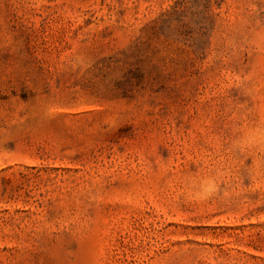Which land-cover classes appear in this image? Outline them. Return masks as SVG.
<instances>
[{
    "label": "rangeland",
    "instance_id": "obj_1",
    "mask_svg": "<svg viewBox=\"0 0 264 264\" xmlns=\"http://www.w3.org/2000/svg\"><path fill=\"white\" fill-rule=\"evenodd\" d=\"M0 264H264V0H0Z\"/></svg>",
    "mask_w": 264,
    "mask_h": 264
}]
</instances>
